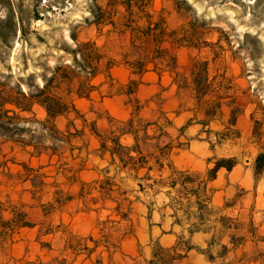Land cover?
<instances>
[{"label":"rangeland","instance_id":"1","mask_svg":"<svg viewBox=\"0 0 264 264\" xmlns=\"http://www.w3.org/2000/svg\"><path fill=\"white\" fill-rule=\"evenodd\" d=\"M145 4L144 13L135 7L133 19L138 23L134 25L126 5L116 0H0L1 164L7 155L22 156L26 145L55 147L56 138L61 137L51 123L36 122L45 113L39 103L43 97H37L43 87L68 107L77 101L84 110L89 100L114 94L127 97L130 91L139 92L142 84H153L141 94H153L160 119L155 120L157 132L159 125L170 128L192 114L189 122L206 116V136L219 146L211 162L235 157L236 163L254 169L255 156L264 150V0H145ZM148 15L156 32L165 28L164 36L137 38L138 29L146 31ZM92 65L97 66L94 76L89 74ZM120 68L128 70L125 76L114 73ZM30 96L38 102L31 104V112L9 102H27ZM137 99L132 100L134 107L139 105ZM14 108L25 117L19 124L26 127L24 131L8 130L18 122L6 115ZM143 125L139 121L133 128ZM118 126L130 129L128 124ZM149 156L162 161L163 154ZM143 166L145 200L152 202L153 192L160 190L163 206L164 193L169 191V205L178 220L188 224L193 189L201 196L207 191L209 169L198 174L165 165L163 170L156 163L149 172ZM159 169L164 171L166 185L151 189L148 185H156L151 177L160 179ZM25 173L31 175V169ZM22 178L9 176L5 168L0 171V264H110L106 253L101 257L109 224L95 231L87 227V219L73 225L70 196L55 195V182H37L41 199L39 194L25 195ZM253 183L249 207L237 214L224 211L228 218L220 210L215 212L211 223L215 239L206 251L223 256L218 264H264V174H255ZM92 187L85 188L87 208L103 203L100 192L108 195L115 190L110 180L94 186L96 190ZM232 188L235 196L244 190L239 185ZM131 199L127 196L123 204ZM47 213H55L50 224L44 218ZM105 213L99 211L102 218ZM223 240L226 247L221 245ZM155 252L162 262L173 254L159 246Z\"/></svg>","mask_w":264,"mask_h":264},{"label":"crops","instance_id":"2","mask_svg":"<svg viewBox=\"0 0 264 264\" xmlns=\"http://www.w3.org/2000/svg\"><path fill=\"white\" fill-rule=\"evenodd\" d=\"M127 71L126 68H120L114 73L125 76ZM125 79L120 78L123 83ZM152 86L142 84L139 92L130 91L127 97L114 94L100 100H89L91 104L84 110L78 107L76 101L82 116L71 111L54 119L56 134L61 135L56 138L55 147L26 145L27 148H21L22 156H18L20 151L17 153L13 150L18 157L7 155L6 163L0 162V171L5 168L9 176H23L21 187L26 190L23 191L25 195L40 196L39 190L42 188L36 184L41 180L55 182V195L70 196L69 206L74 215L70 219H73V225L77 220L81 222L87 219V227L95 231L109 224L105 226L104 253L101 257L106 253L110 257V264H218L223 256L211 255L206 251L215 239V228L211 227L215 212L220 210L219 214L228 218L229 215H224V211L237 214L251 205L253 194L250 190L254 186L255 170L240 163H236L230 170L220 167L215 178L208 180L207 191L202 196L198 189H193L194 198L187 212L189 223L186 225L178 220L169 205V191L164 193L167 200L163 206L159 203L160 190L153 192L152 202L145 200L147 189L143 184L144 164L149 172H153L158 163L163 170L168 166L172 170L201 174L214 167L215 162H211V158L219 148L215 141L206 136V116L203 120L199 118L189 122L192 114L186 120H174L170 128L159 125L157 132L155 127L160 119L157 118L159 111L152 99L153 94H141ZM134 99L138 100V107L133 106ZM46 119L45 110L38 120ZM139 121L145 124L143 128H133V123L139 124ZM115 122L118 125L128 124L130 129L120 130ZM114 138L119 139L123 145L119 153L111 151ZM161 151L162 161L159 156L150 160L149 155H157ZM27 168L31 169V175L25 176ZM159 173L160 179L151 177L156 185L150 184L149 188L166 185L164 171L159 169ZM109 180L115 189L111 191L112 194L104 193L105 197L100 192L104 200L101 205L93 203L97 206H84L83 198L85 194L88 195L85 188ZM234 185L244 188L240 195L235 196L234 188L231 189ZM94 186L92 188L96 190ZM169 186L172 187V183ZM127 196L132 199L128 204H123ZM99 211H105L107 216L102 218ZM54 214L44 215L45 221L52 223L56 219ZM62 220L65 221L64 216ZM220 242L223 246L227 244L224 240ZM156 246L161 247L162 251L170 249L173 254L174 251L181 253V256L170 262H162L158 260ZM85 264L95 263L87 261Z\"/></svg>","mask_w":264,"mask_h":264},{"label":"trees","instance_id":"3","mask_svg":"<svg viewBox=\"0 0 264 264\" xmlns=\"http://www.w3.org/2000/svg\"><path fill=\"white\" fill-rule=\"evenodd\" d=\"M116 1H121L123 4L126 5L127 11H128V13H129V15L131 17L130 21L133 22L134 25H137L138 19H133V16L135 15V10L134 9H135V7L136 8H141V12L144 13L145 10H143V5H146L145 4V0H116ZM147 17H148V20H147L148 21V25L146 27V31L138 29L139 33L137 34V38H142L145 35H151V34L153 36H160L161 34H163V36H164L166 34L165 33V28H161L159 30V32H156V30L154 28L156 26L155 23H154V27H153L152 26L153 22H151L152 18L150 17V15H148ZM156 24H159V23H156ZM133 35H134V37H136V34H133ZM163 36H161V37H163ZM96 67L97 66H93V65L90 66L89 74L94 76ZM195 83H196L197 87H200L199 84H198V81H196V79H195ZM93 87L94 86L92 85L91 86V90L94 89ZM45 89H46V87H43V89L40 90V94L37 97L38 98L39 97H43L41 100H39V103L45 107V110L47 112V119L44 120V121L37 120L36 122H38L39 124L44 125V126H46V124H48V123H51L50 124L51 128H55L54 119L57 116L61 115V114L67 113V111H69V110H72L73 112H75L77 114V116H82V114H81L79 108L76 106L75 102L72 103L71 106L68 107V104L66 102H64L61 98L48 94L45 91ZM20 95L21 96L22 95L25 96V93L24 92H20ZM78 96L79 97H87V94H85V95L78 94ZM26 100H27V102L18 101V100L9 101V102L14 103V105H16V107L19 108V110H21V111L31 112L32 111L31 104L33 102H37V100H34V96L26 97ZM0 106H1V104H0ZM10 112H12V115L9 114ZM6 115H7L8 118H11V117L14 116L18 120L17 124L12 126L13 128L9 127L8 130L21 132V131H24L26 129L25 126H20L19 125L22 121H24L25 117L22 116L16 110V108H14L11 111H9V110L6 111ZM0 125H3V124L0 123ZM54 131L56 133L55 129H54ZM11 133L14 135V132H11ZM13 135H9V137L12 138ZM16 135H19V134H16ZM17 141H19V140H17ZM112 141L114 143V147L111 149L112 153L121 152L122 148H123V145L120 143L119 139L114 138V139H112ZM104 146L105 145L103 144V147ZM235 164H236V158L235 157L218 159L215 162L214 167L208 170L207 180L210 181L213 178H215L216 172H217V170L220 167H225L228 170H230V169H232L235 166ZM254 170H255V174L256 175L260 176V175L264 174V150L259 152L255 156V158H254ZM140 187L143 188V185L140 184ZM179 256H181V253H177V252L174 251V254H172L170 260L176 259ZM170 260L167 261V262H170ZM152 263L154 264V262H152Z\"/></svg>","mask_w":264,"mask_h":264}]
</instances>
